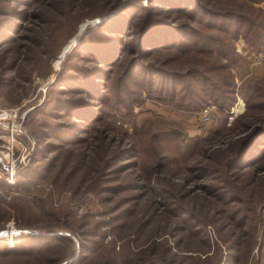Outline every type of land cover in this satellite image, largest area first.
I'll return each mask as SVG.
<instances>
[{
    "label": "rangeland",
    "instance_id": "rangeland-1",
    "mask_svg": "<svg viewBox=\"0 0 264 264\" xmlns=\"http://www.w3.org/2000/svg\"><path fill=\"white\" fill-rule=\"evenodd\" d=\"M163 1L0 0V110L26 114L14 147L15 183L28 167L50 162L55 173L35 177L26 192L10 191L2 204L19 206L8 213L0 208V233L14 230L16 245L31 231L71 240L43 256L0 255V264H67L75 253L84 259L76 264H264V170L247 167L251 157L232 171L223 167L249 133L264 127L255 120L264 119V95L248 115L239 93L252 79L263 83L264 51L248 42L254 32L237 38L234 54L222 61L229 70L218 72L234 77L233 107L223 111L208 97L193 105L187 88L196 83L193 72L206 68L196 60L207 55L193 59L177 47L208 42L216 54L220 47L198 34L217 32L191 14L169 18L170 0ZM175 1L172 8L189 11L195 2ZM211 1L218 10L248 14L235 0ZM149 24L176 44L157 59L140 41ZM182 25L198 33L187 35L178 30ZM229 25L234 34L247 27ZM66 134L77 143L62 144ZM0 137V180L7 181L10 135ZM31 142V158L19 164ZM253 151L264 159V135ZM201 163L203 169L195 166ZM33 193L46 200L44 208ZM9 239L0 238V245Z\"/></svg>",
    "mask_w": 264,
    "mask_h": 264
},
{
    "label": "trees",
    "instance_id": "trees-1",
    "mask_svg": "<svg viewBox=\"0 0 264 264\" xmlns=\"http://www.w3.org/2000/svg\"><path fill=\"white\" fill-rule=\"evenodd\" d=\"M165 1V0H164ZM168 2V1H165ZM195 2L190 3L191 11L189 9H176L172 8L176 6V1L175 0H170L168 3H165L166 6H169L171 9H166L165 11L167 12L168 17L170 18L171 15L175 14H185V15H190L192 16V20L194 23L200 24L202 27H205L210 30H214L217 32V35H213V38H206L204 34H198L200 35L201 39L203 41H212L213 45L216 44L218 47H220L216 52L214 53L213 50L210 49L209 44L207 41V46L203 48V45H199L197 43H194L191 48L189 45H184L182 44L180 47L181 54H188V52L191 53L190 57L195 58L197 55V58H199V55L206 56V58L203 59H197L196 61L200 62L201 64L206 65L205 70H199V71H194V75H191L192 79H196L194 84H191V86H188L187 88V94H192L194 97L193 105H197L198 102L201 103L200 99H204L206 97L210 98L211 100L215 101L221 110L223 111H229L231 107H233L236 99H237V89H236V84L234 82V77L231 75V73H227L226 75L229 76V79L227 76H221L218 72L221 70H229L230 66L229 64L222 65L223 60L229 61L231 58L230 56L233 53L234 46L233 43L237 38L240 36H244L246 40H248V37L250 36V33L254 32V38L252 37L251 40L248 42L252 45V48L255 52L260 53L264 51V8L262 7H257L256 4H259L261 2H264V0H235L236 2H239V8H242V10L248 11L247 13H236L234 11H221L216 9L211 0H194ZM242 2L243 4H241ZM185 2L184 4H186ZM248 4V5H247ZM241 6V7H240ZM189 7V8H190ZM125 11V10H124ZM252 15H255L256 17H260L261 19L256 22L253 20ZM201 18V20H199ZM231 22H235V24H246V29L245 33H242V29L240 28L239 31H237L235 34L234 32L231 31L232 26ZM106 26L103 25L100 28H104ZM152 25L149 24L146 30L144 31V38H141L140 41L144 42L147 47L145 48V52L148 53L149 57H156L158 58L159 53L161 52V49L163 48H171L174 47L175 45H172L174 40H170L171 37H166L165 34V29L158 27V29H152ZM179 31H182L186 33L187 35L189 32L192 34V36H195V33H198V30L193 29L191 25H182L178 28ZM171 34V33H170ZM169 34V35H170ZM172 35V34H171ZM186 35H184L185 37ZM145 45V46H146ZM142 48V47H141ZM190 48V49H189ZM155 53H153L154 51ZM177 51V52H179ZM113 57V56H112ZM204 59H207V62L204 61ZM108 62V59L105 58L103 59V62ZM110 61V60H109ZM117 62V61H116ZM210 62V63H209ZM136 66L135 63H131L129 66V69H132ZM155 72H158L160 74H164L167 77L175 78V79H180L181 75L178 72H163V71H158L154 69ZM241 91V93H240ZM239 93L244 95V97L248 100L247 106V114H251V111L257 109V105H255V101L258 96L261 94L264 95V79L263 83H260L258 81H255V79L250 80L246 86L242 89L240 88ZM262 95V96H263ZM198 100V101H196ZM76 105V104H75ZM191 105V104H190ZM192 105V106H193ZM194 107V106H193ZM81 119H84V115L79 116ZM86 119V117H85ZM255 120L264 122L263 118H256ZM75 126L78 127L77 124ZM252 128V127H251ZM250 128V129H251ZM74 128H72L73 130ZM73 131L70 132V134ZM251 132V131H250ZM70 134H66L65 139L62 137L59 138L62 144H67L74 145L77 142H74L71 140L69 137ZM264 135V127H259L256 130L252 131L249 133L245 139L243 140L242 145L239 147V151L233 155L227 161H225V169H228L229 171H232L233 169H237L238 166H241L242 164H247L249 158V165L251 167H255L258 172L261 170H264V167L261 166V163L263 162L264 164V159L263 160H258L254 156L253 149L255 147V143ZM235 144V143H232ZM232 144H229L231 147ZM228 146V147H229ZM201 147V146H200ZM199 149V148H198ZM197 149V150H198ZM197 150H193L196 153ZM212 153V151H211ZM219 152H216V154ZM39 154V153H38ZM38 155L36 154V157ZM219 157V156H218ZM45 163V162H43ZM223 164V162H220ZM203 163L195 165L197 168L201 167ZM262 164V165H263ZM222 167V168H223ZM0 168L2 169V166L0 165ZM203 169V167H201ZM247 168L245 167L244 170ZM53 172V164L50 165L49 163L43 164V165H38L36 167H28L27 171L24 172L21 176L24 177L22 180L16 181L15 184H9L5 180H0V208H3V211L5 213H8L11 208H16V205L18 203H8V205L2 204V202H5L6 196L9 195L10 191L17 190L21 191L22 189L27 190V185L31 186L34 183V178L37 176H46L48 173L54 176ZM46 174V175H45ZM149 186V185H148ZM148 188V187H145ZM205 189H207L205 187ZM2 190H8L7 194H3ZM18 196V195H17ZM17 196H14L13 198L18 199ZM25 197V196H23ZM35 200L36 204L39 205L40 208H44L46 200L38 195V193H33V197H31ZM15 205V206H14ZM19 206V205H18ZM57 219H60V216L56 217ZM62 219L59 221L61 222ZM1 234V233H0ZM71 240H69L65 236L61 235H55V236H33L30 238L28 241H22L18 245L14 247H9L7 243H3L0 245V255H6V254H17V255H26V256H34L38 257V254H41L43 256L45 250L51 251L54 247H61L64 245V247H70L71 245ZM29 246V247H28ZM63 248V247H62ZM84 260L82 255H79L71 264H76L77 262Z\"/></svg>",
    "mask_w": 264,
    "mask_h": 264
},
{
    "label": "built area",
    "instance_id": "built-area-1",
    "mask_svg": "<svg viewBox=\"0 0 264 264\" xmlns=\"http://www.w3.org/2000/svg\"><path fill=\"white\" fill-rule=\"evenodd\" d=\"M25 113L23 115L18 114V111H14V110H0V123L4 124L5 126H7L8 130H5L4 128L0 129V133H8L10 135V146H9V150L7 152V154L5 155V157L7 158L8 161V170H7V181L11 184H15V171L17 168V161L19 160L20 157L15 158V152H14V147H15V143H18L19 140V133L24 134L23 131L20 130H16L13 131V129H15V127H22L21 125L24 123V119H25ZM205 122H210L211 121V114L209 111H206L203 117ZM1 138V137H0ZM21 143V142H19ZM31 144H28L26 147L25 145H23V150L24 153H22V156L24 158V160L22 159L21 163H26L27 160H29L31 158L32 155V151L34 146ZM13 239V240H12ZM9 239L7 242L9 244V247H14V243L15 244L19 241L17 239Z\"/></svg>",
    "mask_w": 264,
    "mask_h": 264
},
{
    "label": "bare ground",
    "instance_id": "bare-ground-1",
    "mask_svg": "<svg viewBox=\"0 0 264 264\" xmlns=\"http://www.w3.org/2000/svg\"><path fill=\"white\" fill-rule=\"evenodd\" d=\"M241 109H242V105H238L236 111L240 112ZM2 128H4L5 130H8L7 126H5L4 124L0 123V129H2ZM16 130L17 131L18 130L23 131L22 127H15V129H13V131H16ZM17 236H18V233H16L14 230L8 231L7 233H6V231H4L3 233L0 234V238L9 237L10 239H12V238L17 237ZM13 243H14L13 245L15 246L16 245L15 242H13Z\"/></svg>",
    "mask_w": 264,
    "mask_h": 264
},
{
    "label": "water",
    "instance_id": "water-1",
    "mask_svg": "<svg viewBox=\"0 0 264 264\" xmlns=\"http://www.w3.org/2000/svg\"><path fill=\"white\" fill-rule=\"evenodd\" d=\"M121 7V6H120ZM119 7V8H120ZM31 236H35V235H43V233L41 232H37V231H31L29 232ZM56 235V234H55ZM76 258V253L73 255V257L67 262V264H71Z\"/></svg>",
    "mask_w": 264,
    "mask_h": 264
}]
</instances>
